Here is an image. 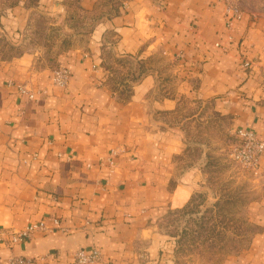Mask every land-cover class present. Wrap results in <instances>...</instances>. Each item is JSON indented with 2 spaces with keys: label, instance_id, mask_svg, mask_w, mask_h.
Instances as JSON below:
<instances>
[{
  "label": "crops",
  "instance_id": "obj_1",
  "mask_svg": "<svg viewBox=\"0 0 264 264\" xmlns=\"http://www.w3.org/2000/svg\"><path fill=\"white\" fill-rule=\"evenodd\" d=\"M235 2L0 0V229L55 227L0 264H177L162 223L209 184L190 129L264 142V13ZM250 209L258 232L219 264H264V193Z\"/></svg>",
  "mask_w": 264,
  "mask_h": 264
},
{
  "label": "rangeland",
  "instance_id": "obj_2",
  "mask_svg": "<svg viewBox=\"0 0 264 264\" xmlns=\"http://www.w3.org/2000/svg\"><path fill=\"white\" fill-rule=\"evenodd\" d=\"M229 1H244L256 12L264 13V0ZM44 43L49 46L53 40ZM205 112L207 114L208 109ZM219 122L216 119L213 131L211 122L207 121L204 134L201 129L200 134L190 129L192 143L188 161L191 164L205 162L209 179L206 190L162 223L163 230L179 241L177 264H219L247 247L259 230L250 207L261 198L264 185L231 157L236 130H225L224 119ZM214 138L218 140L216 144H213Z\"/></svg>",
  "mask_w": 264,
  "mask_h": 264
},
{
  "label": "built area",
  "instance_id": "obj_3",
  "mask_svg": "<svg viewBox=\"0 0 264 264\" xmlns=\"http://www.w3.org/2000/svg\"><path fill=\"white\" fill-rule=\"evenodd\" d=\"M229 8L234 11V14H240L235 5ZM69 79L70 71L67 68L58 67L53 71L52 82L54 85L65 87ZM21 90L27 91L25 87H22ZM235 136L236 143L231 148V157L264 185V142L255 133L244 128L236 129ZM54 224L58 225L59 221L54 220ZM54 229L55 227H49L44 221L30 223L20 230L0 229V244L11 248L14 245L25 243L37 233L47 234ZM101 257L98 250H93L90 253L79 250L74 255L76 264H93L101 260ZM9 264H34V262L13 257L9 259Z\"/></svg>",
  "mask_w": 264,
  "mask_h": 264
},
{
  "label": "trees",
  "instance_id": "obj_4",
  "mask_svg": "<svg viewBox=\"0 0 264 264\" xmlns=\"http://www.w3.org/2000/svg\"><path fill=\"white\" fill-rule=\"evenodd\" d=\"M178 245H179V241H178Z\"/></svg>",
  "mask_w": 264,
  "mask_h": 264
}]
</instances>
